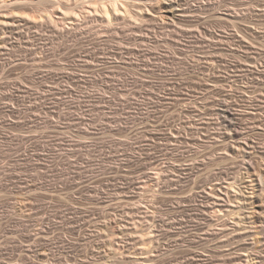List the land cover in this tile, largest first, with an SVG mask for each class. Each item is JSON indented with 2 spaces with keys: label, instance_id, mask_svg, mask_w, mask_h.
Listing matches in <instances>:
<instances>
[{
  "label": "rangeland",
  "instance_id": "1",
  "mask_svg": "<svg viewBox=\"0 0 264 264\" xmlns=\"http://www.w3.org/2000/svg\"><path fill=\"white\" fill-rule=\"evenodd\" d=\"M13 1L0 264H264V0H137L109 24Z\"/></svg>",
  "mask_w": 264,
  "mask_h": 264
},
{
  "label": "bare ground",
  "instance_id": "2",
  "mask_svg": "<svg viewBox=\"0 0 264 264\" xmlns=\"http://www.w3.org/2000/svg\"><path fill=\"white\" fill-rule=\"evenodd\" d=\"M16 1V0H15ZM15 1H13V2H15ZM23 1V0H22ZM57 2H59L58 0H56ZM61 1V0H60ZM73 1V0H72ZM133 1H134V4H131L130 2V0H75V5L72 3V2H70V3H72V5L75 7V8H73L72 6H67V5H65L64 3H62V1L61 2H59L58 4H61V5H59L58 6V9H59V7L60 6H64V8H66L65 6H67V7H69V8H66V10L63 8V10L61 11V13H58L59 15H56V13H57V11H55V12H49L47 15L50 17V18H52V21H53V17L54 16H58V18H62V19H57V18H55L54 19V21H56V19L58 20V22L60 21V22H64V21H62L63 19H66V20H68V22H69V20H70V22L72 21V23H73V21H74V19H75V21L76 20H79L80 18H82V17H86V14H88L87 16H90V14H92V13H99V15H101L102 17H104V19H106L107 20V23L108 22H111L116 16H123V17H125L124 18V20L127 18L128 19V17L129 18H132V19H134V20H136V19H139L138 17H139V15H141V17H142V14H140L141 12L143 13V11L144 10H142L140 7V9H141V11L139 10V9H135V7H136V5H138V3H137V0H132V3H133ZM139 1V0H138ZM25 2H27V0L25 1ZM135 2H136V5H135ZM24 3V2H23ZM22 3V5H24ZM19 4H21V2L19 3ZM29 4V3H28ZM67 4V3H66ZM80 4H84V6L82 5H80ZM25 5H27V3L25 4ZM24 5V6H25ZM17 6V5H16ZM16 6H15V8H16ZM24 6H23V8H24ZM14 7V6H13ZM18 7H19V5H18ZM26 7V6H25ZM61 7V8H62ZM80 7H81V9H80ZM22 8V7H21ZM29 8V7H28ZM46 9V11H45V15H46V13H47V8H45ZM139 10V11H138ZM171 11H172V8L170 9ZM48 11H50V9H48ZM59 11V10H58ZM28 12V11H27ZM26 12V13H27ZM60 12V11H59ZM26 13L24 12V13H22V14H25V17L29 20V19H31V22L32 21H38L39 20V17H35V19L33 18V16L31 17V16H28L29 14H27L26 15ZM29 13V12H28ZM95 13V14H96ZM185 13V12H184ZM22 14H18V15H21L22 17H24ZM41 14V13H40ZM43 14V13H42ZM16 15H17V13H16ZM45 15H43V18H44V16ZM46 15V17H48ZM98 15V16H99ZM164 15V14H163ZM174 15H175V13H174ZM181 15V14H180ZM37 16V15H36ZM166 16V15H165ZM169 16V15H168ZM183 16V15H182ZM25 17H24V20H25ZM45 17V18H46ZM122 17V18H123ZM144 17V16H143ZM170 17V16H169ZM42 18V17H41ZM42 18V19H43ZM117 18V17H116ZM160 18V17H159ZM174 18V17H173ZM23 19V18H22ZM21 19V20H22ZM49 19V18H48ZM102 19V18H101ZM118 19V18H117ZM126 19V20H127ZM154 19H156L155 17H154ZM46 20V19H45ZM103 20V19H102ZM129 20H131V19H129ZM175 20V19H174ZM173 20V21H174ZM179 20V19H178ZM1 21V20H0ZM26 21V20H25ZM30 21V20H29ZM42 21V20H41ZM53 21V22H54ZM133 21V20H132ZM131 21V22H132ZM167 21V20H166ZM3 24L4 23H6V22H4V21H1ZM10 22V21H9ZM30 22V23H31ZM34 22H32V23H34ZM50 22H51V20H50ZM59 22V23H60ZM105 22V21H104ZM180 22V21H179ZM8 23V22H7ZM38 23V22H37ZM42 23H43V21H42ZM106 22H105V24H107ZM163 23H168V22H163ZM174 23H177V21L175 20L174 21ZM174 23H172V25L174 24ZM10 24H12V23H10ZM36 24V23H35ZM63 24V23H62ZM64 24H66V23H64ZM109 24V23H108ZM107 24V25H108ZM158 24H162L161 23V21H160V23L158 22ZM171 24V23H170ZM5 25V24H4ZM9 25V24H8ZM26 25V24H25ZM42 25V24H41ZM53 25H54V23H53ZM69 25V24H68ZM27 26V25H26ZM33 26H34V24H33ZM56 26H57V22H56ZM66 26H67V24H66ZM73 26V25H72ZM168 26V25H167ZM38 27V26H37ZM54 27V26H53ZM59 28H60V25H59ZM65 28V27H64ZM164 28V27H163ZM36 29H39V28H36ZM57 29H58V27H57ZM63 29V28H62ZM32 30V29H31ZM65 30V29H64ZM5 31V30H4ZM8 32V31H7ZM12 32V31H11ZM207 32V31H206ZM211 32V31H210ZM8 34V33H7ZM6 36V35H5ZM5 36H4V38H5ZM211 36H214V34L213 35H211ZM8 37V36H7ZM204 37V36H203ZM1 38V37H0ZM2 39V38H1ZM0 39V40H1ZM208 39H210V37L208 38ZM2 41H4V40H2ZM6 42H8V41H6ZM208 42V41H207ZM2 43V42H1ZM7 44V43H6ZM2 48V46H0V49ZM5 49H7V47L5 48ZM228 104H225V106H227ZM225 106H224V110H225V113L227 114L226 115V118H228V119H226V121L229 123H231V125L233 126L234 124H235V121L233 120V111H229L228 109H229V105L227 106V109H225ZM231 110V109H230ZM223 113H224V111H223ZM225 113H224V116H225ZM223 115V114H222ZM222 118V117H221ZM221 120V119H220ZM225 120V118L223 119V121ZM220 122V121H219ZM225 122V121H224ZM226 123V122H225ZM228 125V124H227ZM237 125V124H236ZM236 125H234V126H236ZM231 126V127H232ZM223 127V126H222ZM233 128V127H232ZM237 129V128H236ZM234 130H235V128H234ZM239 131V130H238ZM239 133V132H238ZM237 135V134H236ZM161 174L162 173H158V178H160L161 177ZM235 181V180H234ZM230 183V182H229ZM230 185H233V183H230ZM234 186V185H233ZM233 186H232V188H233ZM227 188V187H226ZM229 188V187H228ZM232 191H234L233 189H232ZM235 192V191H234ZM237 192V191H236ZM234 195V194H233ZM236 195H238V193L236 194ZM237 198V197H236ZM239 198V197H238ZM152 233V232H151ZM144 234V233H143ZM146 235H148V232H147V234L145 233L143 236H144V240L145 241H147L148 240V238H146V237H148V236H146ZM150 236H151V238H152V234H150L149 235V238H150ZM147 239V240H146ZM143 240V241H144ZM145 241H144V246L147 244V243H145ZM147 246V245H146ZM146 248V247H145ZM43 252V251H42ZM40 254V253H39ZM43 254V253H42ZM45 256V255H44ZM48 256V255H47ZM192 257V256H191Z\"/></svg>",
  "mask_w": 264,
  "mask_h": 264
}]
</instances>
